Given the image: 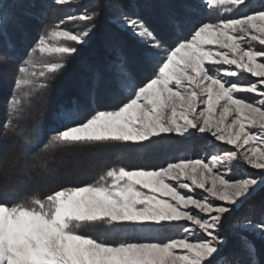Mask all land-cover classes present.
<instances>
[{"label": "snow or ice", "instance_id": "1", "mask_svg": "<svg viewBox=\"0 0 264 264\" xmlns=\"http://www.w3.org/2000/svg\"><path fill=\"white\" fill-rule=\"evenodd\" d=\"M77 4L0 0V44L16 50L9 27L23 28L19 9L40 20L53 6ZM201 7L230 18L197 19ZM247 7L248 0H184L165 5L153 23L123 3L97 0L91 10L42 25L18 64L0 123V153L5 144L15 148L0 155V264H264V3L241 12ZM105 13L111 26L105 70L93 71L82 96L60 104L47 124L42 113L31 121L33 100L90 42ZM119 33L136 39L134 56ZM8 59L0 56V63ZM241 73L255 80L234 82ZM106 79L118 107L100 106ZM169 133L214 139L203 141L199 158L178 156L157 168L116 165L91 183L69 182L43 196L14 195L7 187L13 172L54 179L64 156L144 147ZM197 189L206 195L198 198ZM129 225L165 232L178 225L181 235L128 239ZM97 230L105 235H93ZM108 233L124 234L112 240Z\"/></svg>", "mask_w": 264, "mask_h": 264}, {"label": "trees", "instance_id": "2", "mask_svg": "<svg viewBox=\"0 0 264 264\" xmlns=\"http://www.w3.org/2000/svg\"><path fill=\"white\" fill-rule=\"evenodd\" d=\"M28 3V0H23ZM39 2V0H37ZM51 3L52 0H46ZM97 0H78L77 5L66 7L53 6L47 10L45 17L40 20L23 16V9L18 10L23 24L22 29L9 27V34L13 41L16 42V50L4 47L0 44V56L9 57L6 63H0V123L5 122L7 102L11 99L15 88V77L17 75L18 64L21 59L27 58V50L32 47L37 39V32L42 25L63 19L67 14H78L79 11L91 7ZM105 2H120L125 8L132 12L136 9L142 16L153 23L160 22V13L164 10L165 5L179 6L184 0H105ZM192 3H198V0H189ZM264 0H248V7L241 9V12H250L253 9H259ZM69 8H74V13L69 12ZM38 11V9H37ZM222 10L209 11L201 7L197 19L217 20L220 18H230L218 15ZM80 26L84 25L81 22ZM98 28L92 36L90 42L80 48L77 55L71 57L67 66L49 82V87L42 94L33 100L31 121L41 118L45 124L50 121L52 113L60 104L71 101L74 97H81L88 83L91 73L95 70L104 71L105 65L111 59V53L104 46V38L110 35V25L107 23V13L97 21ZM69 30H77L73 23L64 25ZM187 34V30H186ZM118 37L123 40L126 50L130 56H134L138 47L136 39L129 33H119ZM55 61V56L46 58ZM39 71V67L36 69ZM138 75L143 78L146 73L142 68H137ZM115 85L107 79L101 85V107H118V103L112 102L111 93ZM163 139H155L151 145L137 147L135 145H115L100 148L84 150L82 152L62 157L59 164V175L54 179H46L34 174H24L19 172L11 173L7 180V187L14 195L23 196L28 193L38 191L41 196L57 190L59 187L67 186L69 182L73 185L91 183L98 179L101 173L108 168L116 165H125L131 168L146 167L157 168L166 166L168 162L176 161L178 156L185 158L198 157L202 146L201 139L190 137L185 139L175 134H162ZM203 148V147H202ZM15 151L12 144H5L3 152L0 155H11ZM61 159L58 156V160ZM2 183V182H0ZM258 199V197H257ZM173 232H165L160 229H135L129 225L124 231L128 233V239L137 238H159L166 241L167 239L178 238L181 233L179 226H175ZM93 235L104 236L102 230L92 232ZM124 233H108L112 240H119ZM261 242L257 241L260 246Z\"/></svg>", "mask_w": 264, "mask_h": 264}, {"label": "rangeland", "instance_id": "3", "mask_svg": "<svg viewBox=\"0 0 264 264\" xmlns=\"http://www.w3.org/2000/svg\"><path fill=\"white\" fill-rule=\"evenodd\" d=\"M262 62H264V61H262ZM37 63H38V64L41 63V60H40V56H39V54H37ZM237 80H238L239 82H241V83H250V82H253V81L255 80V78L251 77L250 74H247V73H241V74L239 75V77L234 78V82H236ZM248 98L251 100V99H255L256 97H255V95H250ZM169 134H170V133H169ZM172 134H175V133H172ZM175 135H177V134H175ZM192 137H193V138H196V139H201V141H202V146H201V149H200V155H198V157H193V158H192V159H196V158H199V157H201L202 155H205V154H206V153L202 150V147H203V141H204L205 139L213 140L214 138H211L210 136L205 137V136H203L202 134H199V133H196V134L193 135ZM215 144L219 145V146H220L221 148H223V149H233V146H231V145L221 144L220 142H215ZM233 150H234V149H233ZM207 154H208V155L211 154V149H209V151H208ZM174 162H176V161H174ZM242 171L252 172L253 170L250 169V168H246V169H242ZM233 178H237V177H233ZM203 195H206V193H204L203 190H199V189H197V197L199 198V197H201V196H203ZM199 238H202V237H194V239H199Z\"/></svg>", "mask_w": 264, "mask_h": 264}]
</instances>
